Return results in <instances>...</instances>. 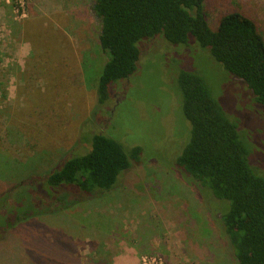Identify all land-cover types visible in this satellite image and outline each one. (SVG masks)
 Wrapping results in <instances>:
<instances>
[{
	"label": "rangeland",
	"instance_id": "obj_1",
	"mask_svg": "<svg viewBox=\"0 0 264 264\" xmlns=\"http://www.w3.org/2000/svg\"><path fill=\"white\" fill-rule=\"evenodd\" d=\"M92 5L0 0V193L13 180L33 179L87 151L92 135L114 126L113 138L143 145L127 137L130 128L146 150L168 138L176 98L160 90L163 51L149 55L135 88L124 93L114 86L99 104L98 76L107 57ZM207 9L213 27L220 15L240 10L264 35V0H211ZM210 78L218 93V79ZM148 88L161 95L134 109ZM149 158L124 175L115 196L78 205L69 222L19 226L15 240L2 246L0 264H231L195 187L162 157Z\"/></svg>",
	"mask_w": 264,
	"mask_h": 264
},
{
	"label": "trees",
	"instance_id": "obj_2",
	"mask_svg": "<svg viewBox=\"0 0 264 264\" xmlns=\"http://www.w3.org/2000/svg\"><path fill=\"white\" fill-rule=\"evenodd\" d=\"M209 4L93 0L99 46L107 57L98 76L99 104H106L114 86H122L124 93L135 88L149 55L163 51V57L168 55L160 62V90L176 98L168 138H147L151 150H146L130 128L127 137L143 145L127 144L121 135L113 138V125L92 135L87 151L67 155L33 179L13 180L0 193V253L15 240L19 226L69 222L78 205L115 196L134 166L162 157L195 187L213 214V230L223 239L231 264H264V35L240 10L220 15L213 27ZM210 73L219 81L218 93ZM158 95L148 88L133 108L152 105Z\"/></svg>",
	"mask_w": 264,
	"mask_h": 264
}]
</instances>
